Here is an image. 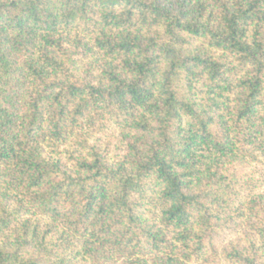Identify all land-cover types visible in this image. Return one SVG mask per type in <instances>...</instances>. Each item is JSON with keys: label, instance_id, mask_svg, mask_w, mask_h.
<instances>
[{"label": "trees", "instance_id": "1", "mask_svg": "<svg viewBox=\"0 0 264 264\" xmlns=\"http://www.w3.org/2000/svg\"><path fill=\"white\" fill-rule=\"evenodd\" d=\"M0 264H264V0H0Z\"/></svg>", "mask_w": 264, "mask_h": 264}]
</instances>
